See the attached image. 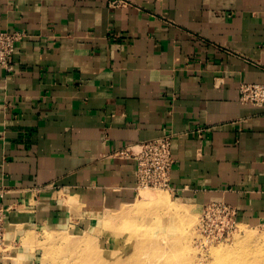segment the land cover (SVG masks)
Wrapping results in <instances>:
<instances>
[{"label":"crops","instance_id":"1","mask_svg":"<svg viewBox=\"0 0 264 264\" xmlns=\"http://www.w3.org/2000/svg\"><path fill=\"white\" fill-rule=\"evenodd\" d=\"M20 29L0 66V264L133 202L137 162L110 154L164 134L177 200L264 226V105L240 100L264 83V0H0V31Z\"/></svg>","mask_w":264,"mask_h":264},{"label":"rangeland","instance_id":"2","mask_svg":"<svg viewBox=\"0 0 264 264\" xmlns=\"http://www.w3.org/2000/svg\"><path fill=\"white\" fill-rule=\"evenodd\" d=\"M151 191L166 202L140 201ZM95 217L90 229L29 232L37 263L264 264L263 225L239 222L218 205L185 204L166 188H139L133 202Z\"/></svg>","mask_w":264,"mask_h":264},{"label":"built area","instance_id":"3","mask_svg":"<svg viewBox=\"0 0 264 264\" xmlns=\"http://www.w3.org/2000/svg\"><path fill=\"white\" fill-rule=\"evenodd\" d=\"M27 32L23 29L0 31V66L11 70L12 59L15 54L16 44L26 36ZM240 100L243 103L254 105H264V83L243 82L240 85ZM199 131L205 130L200 127ZM111 156L132 158L137 162V189L139 188H166L170 190V180L174 157L172 153V136L164 134L156 138L143 140L137 143L124 146ZM218 205L225 210L232 211V217L236 219V211L233 207L221 203H209ZM10 207L0 208V252L6 250L8 245L7 228L5 219Z\"/></svg>","mask_w":264,"mask_h":264},{"label":"bare ground","instance_id":"4","mask_svg":"<svg viewBox=\"0 0 264 264\" xmlns=\"http://www.w3.org/2000/svg\"><path fill=\"white\" fill-rule=\"evenodd\" d=\"M149 191V190H148ZM145 194V193H144ZM144 197V198H143ZM141 196L140 197V201H144V200H147V199H150L151 201H160V202H166V199H167V197H164L162 194H157L156 192H153V191H151L150 193H149V196ZM169 204V203H168ZM169 209L170 210H172V212H174L175 214H181V213H184L183 212V209L182 208H180V207H170V204H169ZM147 255V254H146ZM137 256V255H136ZM147 257V256H146ZM145 257V258H146ZM134 258V257H133ZM149 257H147L146 259H148ZM135 259H136V257H135ZM139 261V260H138ZM146 261V260H145ZM127 263V261H124L123 263ZM147 264H151V263H153V261L150 259V260H147V262H146ZM146 263H144V262H138V264H146ZM114 264V263H113ZM116 264H120V262L119 263H117L116 262ZM135 264H137V262L135 263ZM167 264V263H166Z\"/></svg>","mask_w":264,"mask_h":264}]
</instances>
